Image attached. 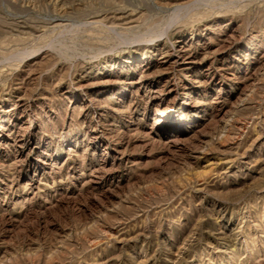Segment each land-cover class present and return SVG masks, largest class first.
Listing matches in <instances>:
<instances>
[{
	"label": "rangeland",
	"instance_id": "obj_1",
	"mask_svg": "<svg viewBox=\"0 0 264 264\" xmlns=\"http://www.w3.org/2000/svg\"><path fill=\"white\" fill-rule=\"evenodd\" d=\"M0 264H264V0H0Z\"/></svg>",
	"mask_w": 264,
	"mask_h": 264
},
{
	"label": "bare ground",
	"instance_id": "obj_2",
	"mask_svg": "<svg viewBox=\"0 0 264 264\" xmlns=\"http://www.w3.org/2000/svg\"><path fill=\"white\" fill-rule=\"evenodd\" d=\"M119 12V11H118ZM107 13V12H106ZM92 14V13H91ZM113 14H116V13H113ZM123 14V13H122ZM89 15V14H88ZM115 16V15H114ZM122 16V15H121ZM95 17H96V15H95ZM93 18V17H92ZM117 18H119V17H117ZM50 19V18H49ZM52 19V18H51ZM124 19H125V17H124ZM108 20V19H107ZM49 21V20H48ZM59 21H61V20H59ZM50 22V21H49ZM55 22V21H54ZM44 24V23H43ZM117 25V24H116Z\"/></svg>",
	"mask_w": 264,
	"mask_h": 264
}]
</instances>
